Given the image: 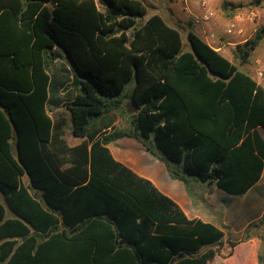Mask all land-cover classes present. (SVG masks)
Returning a JSON list of instances; mask_svg holds the SVG:
<instances>
[{
    "label": "trees",
    "instance_id": "16d2710c",
    "mask_svg": "<svg viewBox=\"0 0 264 264\" xmlns=\"http://www.w3.org/2000/svg\"><path fill=\"white\" fill-rule=\"evenodd\" d=\"M146 12L140 0H0V195L13 215L0 202V264H207L237 245L107 148L153 145L171 178L231 195L264 172V87L192 32L183 51L180 32ZM262 40L264 27L234 57L247 63ZM61 53L71 78L51 70ZM50 106L69 112L80 144L67 145Z\"/></svg>",
    "mask_w": 264,
    "mask_h": 264
},
{
    "label": "crops",
    "instance_id": "0c3cea01",
    "mask_svg": "<svg viewBox=\"0 0 264 264\" xmlns=\"http://www.w3.org/2000/svg\"><path fill=\"white\" fill-rule=\"evenodd\" d=\"M206 14L209 15V20L213 17L211 11ZM237 28L239 29L240 26L237 25ZM209 32L208 36L198 37L236 66L232 60L234 52L232 54L231 51L235 50L233 48L234 44L227 42L232 37H229V34L224 35L222 38L227 43L223 44L222 41L216 38L217 29L213 24L210 25ZM202 33L207 35L206 30H203ZM234 34L236 32H233ZM59 58H62V62L58 64L56 60L51 70L60 79L66 75L65 70H67L69 74L65 77L71 78L72 73L64 53H61ZM246 73L250 75L248 72ZM252 78L257 82L254 77ZM257 83L259 84V82ZM62 95L63 91L59 93V96L62 97ZM61 111L67 115L63 116L60 113ZM48 113L56 124L64 122L63 139L69 147L81 143L82 139L72 135L70 114L64 107L54 108L50 106ZM67 125L69 126L70 136H68L65 129ZM115 125L116 121L113 123V126ZM259 131L264 139V129H259ZM107 148L115 161L121 163L137 176L149 180L160 193L172 200L188 219L210 223L223 231L224 239L237 243L230 256L226 258L216 256L207 264H259L257 256L259 255L260 241L258 240L257 223L264 219V172L261 174L260 179L243 195H231L220 189L214 182L205 183L208 185V189L201 196V203L194 204L190 192V176H186L187 184L181 180L171 178L165 163L161 160L162 155L160 153L155 154L153 145H150V150H148L139 141L130 137H123L110 142ZM24 179L27 180V183ZM28 179L27 175L22 177V183L26 187L28 186ZM233 197L236 199L232 200ZM0 198V202L6 210L5 219L12 218L13 215L5 206L1 195ZM241 247L248 248L246 254L243 255L244 250ZM240 250L243 251L240 253Z\"/></svg>",
    "mask_w": 264,
    "mask_h": 264
},
{
    "label": "rangeland",
    "instance_id": "374dc122",
    "mask_svg": "<svg viewBox=\"0 0 264 264\" xmlns=\"http://www.w3.org/2000/svg\"><path fill=\"white\" fill-rule=\"evenodd\" d=\"M147 9L144 20L152 15L161 16L168 25L176 28L182 38L183 51H190V44L187 40V34L192 32L197 36L203 38L210 34L209 27L213 24L217 29L216 38L223 42V44L229 42L235 46L243 44L248 39L254 36V33L264 27V1L255 6L252 4L255 0H140ZM231 3L234 6H238L233 11L223 10V3ZM211 11L213 17L208 21H203V16ZM208 22V23H207ZM237 25L240 26L239 30ZM206 30L203 34L202 31ZM229 30V32H228ZM233 32L236 34L233 35ZM227 33V34H225ZM231 33V34H230ZM227 42L223 40L224 35H228ZM219 41V42H220ZM232 51V54L233 50ZM237 68L243 72H248L254 77L260 85L264 86V40H262L258 47L253 51L248 63L241 64L235 57L232 58ZM62 62V58L57 59V63ZM134 87V80L132 79L123 91V94H130ZM128 103V100H124ZM63 116L67 114L61 111ZM112 116L116 121L114 128L120 130H127L129 128V122L127 116L120 112H113ZM68 120V118H67ZM68 136H70L69 126L65 128ZM154 147V146H153ZM153 150V149H152ZM154 152L160 153L154 147ZM25 183H27V180ZM190 192L191 198L194 204L201 203V196L204 195L208 189V185L202 183L195 176H190ZM1 199V198H0ZM236 199L235 197L232 200ZM9 213V212H8ZM257 229L259 233V255H264V219L260 223H257ZM249 232V230H248ZM242 248V247H241ZM243 255L246 254L247 247L242 248Z\"/></svg>",
    "mask_w": 264,
    "mask_h": 264
},
{
    "label": "water",
    "instance_id": "95a60500",
    "mask_svg": "<svg viewBox=\"0 0 264 264\" xmlns=\"http://www.w3.org/2000/svg\"><path fill=\"white\" fill-rule=\"evenodd\" d=\"M124 107L127 114H133L138 110V108L134 107L130 102L126 103Z\"/></svg>",
    "mask_w": 264,
    "mask_h": 264
},
{
    "label": "built area",
    "instance_id": "2783aa9c",
    "mask_svg": "<svg viewBox=\"0 0 264 264\" xmlns=\"http://www.w3.org/2000/svg\"><path fill=\"white\" fill-rule=\"evenodd\" d=\"M209 20V15L208 14H205L204 16H203V21H208Z\"/></svg>",
    "mask_w": 264,
    "mask_h": 264
}]
</instances>
